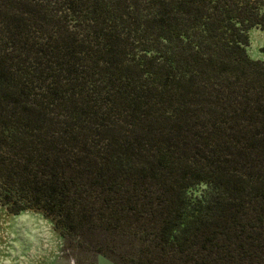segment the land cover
Masks as SVG:
<instances>
[{
  "label": "trees",
  "instance_id": "16d2710c",
  "mask_svg": "<svg viewBox=\"0 0 264 264\" xmlns=\"http://www.w3.org/2000/svg\"><path fill=\"white\" fill-rule=\"evenodd\" d=\"M264 0H0V205L113 264H264Z\"/></svg>",
  "mask_w": 264,
  "mask_h": 264
},
{
  "label": "rangeland",
  "instance_id": "374dc122",
  "mask_svg": "<svg viewBox=\"0 0 264 264\" xmlns=\"http://www.w3.org/2000/svg\"><path fill=\"white\" fill-rule=\"evenodd\" d=\"M248 35L247 55L264 61V30L252 28ZM104 240L101 233L65 235L40 211L12 214L0 205V264H113L97 251Z\"/></svg>",
  "mask_w": 264,
  "mask_h": 264
},
{
  "label": "clouds",
  "instance_id": "9594fccd",
  "mask_svg": "<svg viewBox=\"0 0 264 264\" xmlns=\"http://www.w3.org/2000/svg\"><path fill=\"white\" fill-rule=\"evenodd\" d=\"M5 264H7V262H5Z\"/></svg>",
  "mask_w": 264,
  "mask_h": 264
}]
</instances>
